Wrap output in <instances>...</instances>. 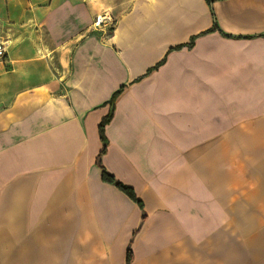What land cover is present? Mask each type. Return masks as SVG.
Here are the masks:
<instances>
[{"label": "crops", "instance_id": "obj_1", "mask_svg": "<svg viewBox=\"0 0 264 264\" xmlns=\"http://www.w3.org/2000/svg\"><path fill=\"white\" fill-rule=\"evenodd\" d=\"M3 25L0 264H264V0H7ZM121 86L101 162L143 208L97 162Z\"/></svg>", "mask_w": 264, "mask_h": 264}, {"label": "trees", "instance_id": "obj_2", "mask_svg": "<svg viewBox=\"0 0 264 264\" xmlns=\"http://www.w3.org/2000/svg\"><path fill=\"white\" fill-rule=\"evenodd\" d=\"M213 1L214 0H208V2L211 5H212ZM214 19H215V17H214ZM216 29H218V26H217L216 21H214V26L209 31H214ZM195 38L196 37H193L192 41L190 43H188V44H181V45H178V46H176L174 48H181V47H184L185 45L192 46L194 44ZM161 63H159L158 66ZM124 88H125V86H121L117 91L114 92V94L112 95V97H111V99L109 101V103L112 105V108H111L110 112L106 116H104L102 118V120H101V122L99 124V133H100V137H101V139L103 141V149L101 150V152L98 155L97 162L102 167V171H103L102 172V178H103V180L107 181V182H110V183H114L117 187H119L121 190H123L125 193H127L132 199L137 201L138 204L140 205V207L143 208V202L137 198L134 189L131 186H128V185L124 184L123 182L117 180L110 172H108L106 170V168L104 167V165L101 162V157L107 151V148H108V139H107L106 134H105L106 125L113 118L114 107H115L116 100H117L118 96L122 93ZM132 258H133V253H132V249H131V246H130L129 249H128V254H127V264L131 263Z\"/></svg>", "mask_w": 264, "mask_h": 264}, {"label": "built area", "instance_id": "obj_3", "mask_svg": "<svg viewBox=\"0 0 264 264\" xmlns=\"http://www.w3.org/2000/svg\"><path fill=\"white\" fill-rule=\"evenodd\" d=\"M103 20L101 17H98L96 24H100ZM8 53V44L7 41L0 39V62H3L6 59Z\"/></svg>", "mask_w": 264, "mask_h": 264}, {"label": "rangeland", "instance_id": "obj_4", "mask_svg": "<svg viewBox=\"0 0 264 264\" xmlns=\"http://www.w3.org/2000/svg\"><path fill=\"white\" fill-rule=\"evenodd\" d=\"M6 2H7V0H0V9L2 10V11H4L5 10V8H6ZM2 21V20H1ZM3 24V23H2ZM0 33H4V25L3 26H0Z\"/></svg>", "mask_w": 264, "mask_h": 264}]
</instances>
